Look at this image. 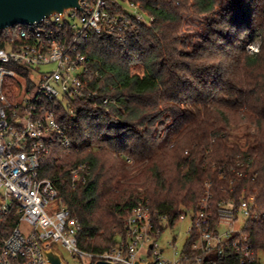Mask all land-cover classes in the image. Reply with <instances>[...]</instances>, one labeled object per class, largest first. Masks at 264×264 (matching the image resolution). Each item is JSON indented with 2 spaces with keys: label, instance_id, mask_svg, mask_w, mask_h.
Masks as SVG:
<instances>
[{
  "label": "trees",
  "instance_id": "obj_1",
  "mask_svg": "<svg viewBox=\"0 0 264 264\" xmlns=\"http://www.w3.org/2000/svg\"><path fill=\"white\" fill-rule=\"evenodd\" d=\"M148 4L154 21L126 41L91 32L80 40L99 75L68 104L73 116L57 107L71 146L54 144L41 164L40 175L78 219L84 250H109L123 238L139 180L149 181L144 199L171 226L197 208L206 182L215 202L244 191L264 211V0ZM187 16L203 18L206 32L196 40ZM2 38L0 30V46ZM240 123L253 133L239 136ZM120 152L136 160L137 176ZM80 162L89 165L87 180L72 187L68 173ZM18 221L15 206L0 215V238ZM245 231L264 247V223L249 221Z\"/></svg>",
  "mask_w": 264,
  "mask_h": 264
},
{
  "label": "built area",
  "instance_id": "obj_2",
  "mask_svg": "<svg viewBox=\"0 0 264 264\" xmlns=\"http://www.w3.org/2000/svg\"><path fill=\"white\" fill-rule=\"evenodd\" d=\"M151 0H78L79 7L56 12L34 23L3 29L0 46V215L12 207L18 224L0 238V264H50L43 249L60 245L84 264L96 260L135 264H264V247L255 248L245 228L249 221L264 223V211L255 195L244 191L217 202L205 184L195 210L184 209L177 221L189 218L185 243L172 258L163 257L157 238L168 221L165 215L138 198L125 219L124 236L109 250L80 247L78 219L64 206L54 183L40 175L51 147L64 148L71 140L56 119L60 104L73 116L71 100L90 92L89 83L99 75L82 52L80 40L90 32L113 34L126 41L141 26L155 19ZM178 3V2H177ZM42 77L32 93V70L42 65ZM108 98L103 99L107 104ZM127 160L132 159L127 156ZM89 165L80 162L69 170L72 187L87 180ZM30 224L23 231L19 222ZM148 246L146 258L139 248Z\"/></svg>",
  "mask_w": 264,
  "mask_h": 264
},
{
  "label": "rangeland",
  "instance_id": "obj_3",
  "mask_svg": "<svg viewBox=\"0 0 264 264\" xmlns=\"http://www.w3.org/2000/svg\"><path fill=\"white\" fill-rule=\"evenodd\" d=\"M226 4L224 3L223 6ZM190 21L194 22L191 23L189 26V30L193 29V37L192 40H196L197 37L199 36L200 33H205L206 31L202 29V24L203 18L193 21L191 16H187ZM213 19L215 18L214 16L212 17ZM205 20V19H204ZM21 24H17V27H19ZM188 30V29H187ZM186 28H185V33H186ZM196 33V34H195ZM258 45H259V39H255L251 43L247 44V49L251 52H255L258 50ZM53 66L52 64L48 65H42L40 68H37L35 70H32V78L35 81V86L32 88V93L35 92L38 81L42 77V69H46L48 67ZM138 70V69H137ZM254 129L251 125L246 124V123H240L238 125V128H236V132L239 136H243L246 133H253ZM241 142H244V139L241 140ZM120 154L123 155L124 160H125V166L128 171H130L131 176H137L141 169H137L136 167L138 166V163H136V160L131 157V161L127 160L126 154H123L120 152ZM145 182V183H144ZM149 182V181H148ZM147 182V183H148ZM146 183L145 180H139L135 182V192L134 196L135 198H147L146 197V190L148 184ZM189 224V218H186L185 220L182 221H177L173 226L167 225L165 226L164 230L161 232L160 236L157 238V243L160 245V247L164 248L163 252V257L165 258H172L173 256V246L176 247L177 250H181L184 246L185 239L187 237L186 230L187 226ZM19 226L23 231H28L32 229L33 226L30 224L20 221ZM54 247L61 253L63 260L65 261L66 264H84V262L81 260V258L73 257L70 253H68L62 246L54 244ZM148 246L143 245L141 248H139L138 251V256L140 258H146L147 254L149 253V250L147 248Z\"/></svg>",
  "mask_w": 264,
  "mask_h": 264
},
{
  "label": "water",
  "instance_id": "obj_4",
  "mask_svg": "<svg viewBox=\"0 0 264 264\" xmlns=\"http://www.w3.org/2000/svg\"><path fill=\"white\" fill-rule=\"evenodd\" d=\"M79 7L78 0H0V30L16 24H28L40 21L56 12L62 13L65 9ZM1 201V200H0ZM44 255L50 264H66L61 253L54 247L43 249ZM150 260L135 264H150ZM92 264H127L96 260Z\"/></svg>",
  "mask_w": 264,
  "mask_h": 264
}]
</instances>
